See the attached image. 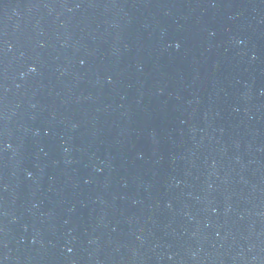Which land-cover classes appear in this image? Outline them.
I'll return each instance as SVG.
<instances>
[{
    "label": "water",
    "instance_id": "water-1",
    "mask_svg": "<svg viewBox=\"0 0 264 264\" xmlns=\"http://www.w3.org/2000/svg\"><path fill=\"white\" fill-rule=\"evenodd\" d=\"M0 264H264V0H0Z\"/></svg>",
    "mask_w": 264,
    "mask_h": 264
}]
</instances>
